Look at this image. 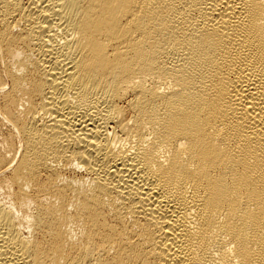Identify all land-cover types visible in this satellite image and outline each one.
I'll return each instance as SVG.
<instances>
[{
    "label": "bare ground",
    "instance_id": "1",
    "mask_svg": "<svg viewBox=\"0 0 264 264\" xmlns=\"http://www.w3.org/2000/svg\"><path fill=\"white\" fill-rule=\"evenodd\" d=\"M0 58V264H264V0H0Z\"/></svg>",
    "mask_w": 264,
    "mask_h": 264
},
{
    "label": "rangeland",
    "instance_id": "2",
    "mask_svg": "<svg viewBox=\"0 0 264 264\" xmlns=\"http://www.w3.org/2000/svg\"><path fill=\"white\" fill-rule=\"evenodd\" d=\"M2 64H3V61L0 58V77L1 78L3 76V70H4V68H2L4 64L3 65ZM0 101H1V95H0ZM1 116L2 115H0V200H1L0 202L9 201V200L12 201L14 199V187L12 184H10L12 166L7 167L6 168L7 170L5 169V166L12 159V157L16 154L17 148H18V144H17L18 141L16 137L10 130L4 118H2L3 116L2 117ZM13 162L11 163V165L14 164ZM11 187H12V190H11ZM28 194L30 195L32 194V191L30 188L28 189ZM26 202L28 203V201H24L23 199L16 198V207L18 210H20L19 213L29 215L31 214L34 208V201L32 200L31 203L29 202L28 204Z\"/></svg>",
    "mask_w": 264,
    "mask_h": 264
}]
</instances>
